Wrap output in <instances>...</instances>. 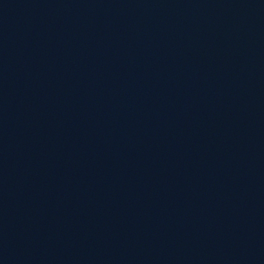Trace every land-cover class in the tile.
<instances>
[{
    "label": "water",
    "instance_id": "95a60500",
    "mask_svg": "<svg viewBox=\"0 0 264 264\" xmlns=\"http://www.w3.org/2000/svg\"><path fill=\"white\" fill-rule=\"evenodd\" d=\"M166 264H264V0H33Z\"/></svg>",
    "mask_w": 264,
    "mask_h": 264
}]
</instances>
